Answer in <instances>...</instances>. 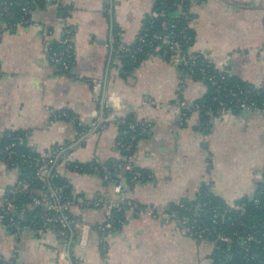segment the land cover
Listing matches in <instances>:
<instances>
[{"label": "crops", "instance_id": "0c3cea01", "mask_svg": "<svg viewBox=\"0 0 264 264\" xmlns=\"http://www.w3.org/2000/svg\"><path fill=\"white\" fill-rule=\"evenodd\" d=\"M156 1L46 2L17 27L0 16V140L18 132L31 152L56 155L54 170L69 187L77 218L65 246L70 264H221L209 243L158 214L126 209L113 229L104 230L105 209L90 203L111 202L116 180L132 204L163 208L195 202L204 192L233 204L253 196L264 181V110L201 117L193 107L208 91L201 79L160 54L125 67L121 48L137 41L156 14ZM181 14L190 56L264 91V0H190L176 10ZM62 27L71 31L67 72L46 51ZM127 121L145 132L124 152L120 134ZM19 176L0 161V206ZM15 215L24 222L23 214ZM5 219L0 262L58 264L63 242L55 233L36 234L28 226L15 232Z\"/></svg>", "mask_w": 264, "mask_h": 264}, {"label": "built area", "instance_id": "2783aa9c", "mask_svg": "<svg viewBox=\"0 0 264 264\" xmlns=\"http://www.w3.org/2000/svg\"><path fill=\"white\" fill-rule=\"evenodd\" d=\"M46 2L57 3L58 0H0V16L13 27L25 25L29 23V14L32 8ZM175 27L174 24L162 21L161 28L163 31H166L165 34L161 36L159 34L152 35V39L157 40V43L152 39L146 41V34L143 35L141 41L145 42L152 52H161L160 55L163 57L171 55V62L183 67L184 70L186 68H193L199 64L198 74L203 78L205 83L207 82L212 88L216 89V93L212 97L213 102L216 104L214 111L218 112L221 116L226 117L229 113L244 110H264V103L258 105L251 100L254 92L252 89L233 82L223 72H213L200 64L194 56H186L183 50L189 42L187 30L186 28H182L177 31ZM58 45L56 48L48 45L46 48L47 57L62 72H67L72 60L71 31L68 28H61ZM162 46H166V49H162ZM121 50L123 53H127L129 59L133 62L136 59V54L141 51V48H121ZM222 96L226 98V102L222 100ZM183 107L186 108L185 105ZM203 108H205V105L195 106V109L199 112ZM206 108L207 111H210V107ZM136 125L135 123H129L128 128L134 131ZM140 131L143 134L145 129L141 126ZM126 132V130H121V134ZM134 138V136L130 137L128 143H124L121 140L120 147L123 148V151H130L131 142ZM21 140V137L14 136L11 137V142L0 144V161L18 170L22 167L20 165L25 166L28 164L29 166H33V179L39 186L31 188V182L28 179L19 177L10 198L5 200L3 206H0V220L8 217L11 220L9 226L15 232H18L24 226H28L36 234L44 232L55 233L58 239L63 242L62 249L58 253V264H70V261L67 259L68 253L65 246L69 242L72 229L76 226L77 218L73 216V207L75 206L73 199L64 198V187L53 182L54 177L57 175L54 170L57 157L56 155L39 156L36 154L18 153L14 146L17 141ZM124 168L133 178L139 176L129 163H126ZM114 183L115 198L111 202L105 203L103 199L99 198L94 199L90 203L92 207L105 209V223L102 229L109 230L114 228L113 210L122 206L147 217L158 214L171 221L188 236L198 241L209 243L214 248V252L218 249L219 245L226 248L236 245L242 252L239 257L241 264H264V241L258 227L248 226L238 221L231 225L239 226L240 232H233L232 234L224 233L216 227L219 224L218 219L224 217L226 213L242 214L249 211V206H262L264 208V187L259 186L254 195L248 200L234 202L233 204H214L211 198L203 195L196 203L181 202L175 206L163 208L152 206L140 207L132 204L124 198L122 183L120 181H115ZM19 196L29 200L31 209H39L38 214L26 213L24 208L19 210L15 206V201H17ZM82 207L80 206L79 208ZM11 210L14 213H11V216H6L10 215L9 212ZM15 211L23 214L24 222L16 221L15 216L17 215H15ZM220 212H223V214H220ZM260 225L264 226V222ZM263 226L261 228H264ZM260 244H262L261 249L263 250L261 254L257 253L253 247V245ZM221 254L230 259L234 255L228 254V252H221ZM217 261L224 264L220 256H218ZM0 264L6 263L0 262Z\"/></svg>", "mask_w": 264, "mask_h": 264}, {"label": "trees", "instance_id": "16d2710c", "mask_svg": "<svg viewBox=\"0 0 264 264\" xmlns=\"http://www.w3.org/2000/svg\"><path fill=\"white\" fill-rule=\"evenodd\" d=\"M190 0H157L156 1V7H155V15L151 16L147 19L141 33L139 34L137 41L134 43L133 46H131L130 48H136V47H140L141 51L139 53L136 54V59L135 61H131L129 59V55L127 53H123V51H121L120 56L122 58V61L124 62V64L126 65V68H129L131 66H135L138 61L145 56L146 54H160L161 52H152L150 51V49L148 48L147 44L145 42L141 41V38L143 37L144 34H146L147 36L145 37L146 41L149 39H152V35L153 34H159L164 35L166 31H163V29L161 28V22L162 21H166L168 24H174L176 27L175 29L178 31L182 28H184L186 26V21H185V17L184 15H176V10L178 8H185V5L189 2ZM188 34V32H187ZM189 37V35H188ZM153 40V39H152ZM190 40V39H189ZM155 43H157V40H153ZM188 44V43H187ZM52 47L56 48L58 47V41L56 43H54L53 45H51ZM162 49H166V46H162ZM187 45L184 48V54H186V56H190L187 53V49H186ZM194 56L196 58V60L202 64L203 66L207 67L208 69L212 70L215 73H222V72H218L215 71L209 64L203 62V60L197 56V55H191ZM167 60L171 61V55H166L164 56ZM199 64L194 66L193 68L190 69H185L187 72H189L191 75H193L195 78L201 79L202 81L203 78L198 74V70H199ZM183 68V67H182ZM225 74V73H224ZM228 78H230L233 82L238 83V81H235L232 77H230L229 75L225 74ZM207 85V94L206 96H204L201 100H198L193 107L195 106H201V105H205V108H203L202 110L200 109V115L201 117H205V113L207 112V108L206 107H210V111H214V107L216 106V104L213 102L212 97L213 95L216 93L215 92V88H212L207 82L205 83ZM241 86H245V87H249L247 85L244 84H240ZM250 89H252L253 92V97H251V100H253V102H255L258 105H261L262 103H264V91L261 90H255L251 87H249ZM226 98H224L222 96V100H225ZM129 123H134L132 121H127L125 122L122 126H121V130H126L127 132L124 134H120L121 136V140L124 143H128L130 140V137H139L142 136V133L140 131V125H136L134 131L130 130L128 128V124ZM21 137L22 140L21 141H17L15 143V150L18 153H25V154H31V155H35V153L31 152L29 149L26 148L25 146V138L24 135L18 132H11L8 133L3 139L0 140V144H6L8 142H11V137ZM126 152V151H124ZM22 166V167H21ZM73 169L78 170V171H84L86 168L84 167H80L78 165H70ZM12 167V166H11ZM20 170H19V174H20V178L22 179H28L31 182V188H35L38 187V183L33 179V173H34V167L33 166H29L28 164L23 166L20 165ZM119 181V180H116ZM54 184L57 185H61L64 187V198H68L71 199V195H70V191H69V187L67 185V183L65 181H63V179L61 177H59L58 175H56L53 179ZM264 187V181L259 185ZM208 196L209 198H211V200L214 202V204H219L222 202L217 201L216 199H214L209 193H202L200 197L202 196ZM257 196V194H256ZM199 198L196 200L198 202ZM207 199V198H206ZM249 198H244L241 201H246ZM195 201V203H196ZM30 202L27 198L19 196V198H17V201H15V206H17V208L23 209L26 211V213H31V214H38V212L40 211L39 209H35L32 208L29 205ZM30 206V207H29ZM126 208H123L122 206H120L119 208H115L113 210V220H114V226L117 220H121L124 216V212H125ZM249 211H246L245 213L242 214H237V213H226L224 217L219 218V224L216 225V227L227 234H232L233 232L237 233L240 232V227L237 225H231L232 223H237L238 221L243 222L245 224H247L248 226H256L260 229L261 235H262V240L264 241V228H261L260 225L262 222H264V208L262 206H249ZM220 214H223V212H220ZM231 220H230V219ZM15 219L19 220V217L17 218L15 216ZM264 227V226H263ZM264 243V242H263ZM230 246L228 248L224 247V246H218V249L215 250L214 254H213V258L216 261L218 256H220L222 258V263L224 264H241L239 262V257L241 256L242 252L240 249L237 248V246ZM262 244L260 245H253L254 250L257 253H262L263 250L261 249ZM221 252H228V254H234L233 258L230 259L229 257H225L224 254H221Z\"/></svg>", "mask_w": 264, "mask_h": 264}, {"label": "water", "instance_id": "95a60500", "mask_svg": "<svg viewBox=\"0 0 264 264\" xmlns=\"http://www.w3.org/2000/svg\"><path fill=\"white\" fill-rule=\"evenodd\" d=\"M5 220H7V218Z\"/></svg>", "mask_w": 264, "mask_h": 264}]
</instances>
